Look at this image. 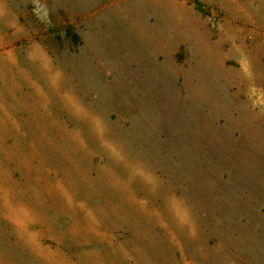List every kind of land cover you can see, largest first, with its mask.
I'll use <instances>...</instances> for the list:
<instances>
[{"label": "rangeland", "instance_id": "1", "mask_svg": "<svg viewBox=\"0 0 264 264\" xmlns=\"http://www.w3.org/2000/svg\"><path fill=\"white\" fill-rule=\"evenodd\" d=\"M0 264H264V0H0Z\"/></svg>", "mask_w": 264, "mask_h": 264}, {"label": "trees", "instance_id": "2", "mask_svg": "<svg viewBox=\"0 0 264 264\" xmlns=\"http://www.w3.org/2000/svg\"><path fill=\"white\" fill-rule=\"evenodd\" d=\"M198 4V3H197Z\"/></svg>", "mask_w": 264, "mask_h": 264}]
</instances>
